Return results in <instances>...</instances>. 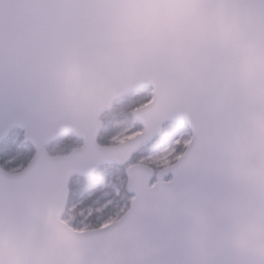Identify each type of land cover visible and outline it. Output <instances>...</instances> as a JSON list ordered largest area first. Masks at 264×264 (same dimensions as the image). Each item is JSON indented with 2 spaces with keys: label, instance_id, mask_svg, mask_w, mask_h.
Masks as SVG:
<instances>
[{
  "label": "water",
  "instance_id": "1",
  "mask_svg": "<svg viewBox=\"0 0 264 264\" xmlns=\"http://www.w3.org/2000/svg\"><path fill=\"white\" fill-rule=\"evenodd\" d=\"M146 87L142 131L100 144ZM181 121L174 164L130 165ZM15 129L35 154L0 164V264H264V0H0V145ZM69 133L81 146L51 155ZM105 165L127 166L130 207L77 230L70 183Z\"/></svg>",
  "mask_w": 264,
  "mask_h": 264
},
{
  "label": "trees",
  "instance_id": "2",
  "mask_svg": "<svg viewBox=\"0 0 264 264\" xmlns=\"http://www.w3.org/2000/svg\"><path fill=\"white\" fill-rule=\"evenodd\" d=\"M150 93V89H143L134 96L128 97L126 99H134L135 103L133 106L128 109L126 112L122 113L119 116L113 117L110 128L107 130H102L98 141L102 145H112L115 144L114 138L119 134L120 131L127 128L130 124H132V110L138 106H141L147 103L151 99L150 96L147 95ZM137 98V99H136ZM136 126H138L136 124ZM165 129V128H164ZM18 131L12 132L8 138H6L3 143L0 145V164L5 168L7 171H16L18 169L21 170L24 168L30 159L35 154V150L30 143H26L23 141L24 136H20L16 138L15 135ZM19 133V132H18ZM178 138V132L174 128L165 129L162 134L151 144L144 147L140 152L132 157L134 162L139 161L142 158L144 153L150 154L154 152L153 149L160 148L164 145L171 144ZM81 143L76 139L72 138L70 144L66 145L64 152H56L55 154L61 153H69L74 147L79 146ZM61 151V150H60ZM184 151V150H183ZM181 151V152H183ZM180 152V153H181ZM113 181L114 186L120 187L124 186V195L127 198H131V195L126 191V173L125 168L118 167L114 165H106L98 169L91 177L88 178H74L70 184V197L68 203V210L65 214V219L70 221V225L74 228L78 229V226L82 220L81 213L86 212V210L91 205L92 201L97 198L98 193L91 195L89 197L86 196L88 190L95 186L96 183H103L105 181ZM130 202V200H129ZM76 205V208L73 211H70V207ZM130 205V203H129ZM129 208V206H128ZM105 214L98 216L96 214H92L89 217V228H97L104 223L106 220L107 215L109 214L108 211L104 212Z\"/></svg>",
  "mask_w": 264,
  "mask_h": 264
},
{
  "label": "rangeland",
  "instance_id": "3",
  "mask_svg": "<svg viewBox=\"0 0 264 264\" xmlns=\"http://www.w3.org/2000/svg\"><path fill=\"white\" fill-rule=\"evenodd\" d=\"M150 94H152V91H150V93H148L147 95L150 96ZM132 96L134 95H131L129 97L133 98ZM126 98L128 97L116 101L113 105V108L102 116L104 130L110 128L113 117L121 115L122 113L126 112L128 109H130L133 106V104L135 103L134 100L135 98L134 99L131 98L126 99ZM133 121L134 122L132 124H130L127 128L120 131L119 134H117V136L114 138L115 144L120 143L136 135V133H139L142 127L138 125L134 119ZM136 124L138 126H136ZM164 128L176 129L178 132V138L171 144H167L160 148L153 149L154 152L150 154L144 153L143 154L144 156L139 159V162L152 166L156 169H160L174 163L182 154L181 151H183L185 147L189 144L192 137L191 130L189 129L186 122L181 121L178 123H169ZM14 131L19 132L16 133L15 135L16 138H19L20 136H24L23 131L19 129H16ZM73 137L75 138L73 134H68L61 137L57 141L53 142L48 147L49 153L54 155L56 152L59 153L62 151L64 152L66 145L70 144V141L72 140ZM61 154L64 155V153ZM132 162L134 161L132 160ZM16 171H18V169ZM10 172H14V171H10ZM124 182H126V180H124ZM123 189H124L123 184L120 187H116L114 186L113 181L110 180L108 182L105 181L103 183H96L95 186H92L88 190L86 196L89 197L91 195H94L95 193H98V195L97 198L92 201L91 205L86 210V212L81 213L82 220L78 226V230L90 229L89 217L92 214H96L99 218L100 215L105 214L104 213L105 211H108L109 214L107 215L106 220L104 221V223H102L101 226L110 224L118 220L128 209L129 203L131 202L132 199V198L129 199L126 197V195H124ZM75 208L76 205L71 206L69 209L70 211H73ZM64 220L65 222L70 223L69 220L65 218Z\"/></svg>",
  "mask_w": 264,
  "mask_h": 264
}]
</instances>
